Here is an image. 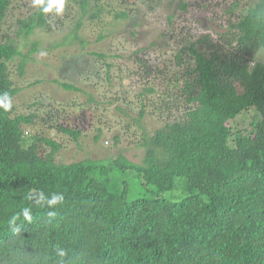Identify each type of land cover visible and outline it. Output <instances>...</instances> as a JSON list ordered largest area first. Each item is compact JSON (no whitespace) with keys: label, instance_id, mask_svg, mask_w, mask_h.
<instances>
[{"label":"trees","instance_id":"obj_1","mask_svg":"<svg viewBox=\"0 0 264 264\" xmlns=\"http://www.w3.org/2000/svg\"><path fill=\"white\" fill-rule=\"evenodd\" d=\"M12 2L0 0V25ZM23 2L31 8L16 18L17 37L59 28L74 14V37L85 20L102 38L132 13L131 0H65L61 13ZM237 6L226 9L235 18L217 38L185 39L152 65L138 59L140 76L150 79L131 115L142 131L139 161L122 151L105 160L58 158L60 142L31 125L37 114L12 104L20 88L8 64L20 50L12 38L0 41V96L11 101L0 107V264H264V78L240 81L261 44L253 21L264 17V0L235 13ZM243 112L251 114L248 128L232 129L228 121ZM56 127L80 134L64 122ZM172 190L175 197H165ZM53 196L62 199L49 204Z\"/></svg>","mask_w":264,"mask_h":264},{"label":"rangeland","instance_id":"obj_2","mask_svg":"<svg viewBox=\"0 0 264 264\" xmlns=\"http://www.w3.org/2000/svg\"><path fill=\"white\" fill-rule=\"evenodd\" d=\"M13 1L0 25V41L12 38L20 50L8 64L12 82L20 88L12 104L17 113L37 114L31 124L34 130L60 142L57 156L66 161L84 157L105 160L118 151L139 161L143 156L139 145L142 131L131 121V115L138 106L137 90L150 79L140 76L138 59H149L152 65L156 57L169 58L177 48L175 44H183L185 39L204 33L215 39L225 30L228 19L235 18L226 12L233 0H131L130 17L111 23L102 38L97 37L99 28L85 20L74 37V14L59 28L36 29L28 36L17 37L16 18L31 8V2ZM179 2H185L186 8L181 9ZM249 2L253 0H237L235 13ZM253 25L262 32L261 44L240 81L264 78V17L256 18ZM33 43L37 49L29 54ZM90 51L105 54V59ZM20 62L24 64L21 73ZM55 81L72 83L83 91L64 89ZM90 95L100 103L88 102ZM250 117V112H243L228 125L243 130L248 128ZM60 122L78 129V138L59 131L56 125ZM30 130L27 125L26 131ZM115 134L119 136L117 143ZM175 193L168 191L165 197L173 199ZM30 197L35 208L37 194L33 191Z\"/></svg>","mask_w":264,"mask_h":264},{"label":"clouds","instance_id":"obj_3","mask_svg":"<svg viewBox=\"0 0 264 264\" xmlns=\"http://www.w3.org/2000/svg\"><path fill=\"white\" fill-rule=\"evenodd\" d=\"M64 3L65 0H47V2H45V0H33V4L40 7L44 13L52 11L53 8L55 9L56 13H61L64 9ZM41 55H44V53H41ZM0 107H3L4 110L10 109L11 101L8 93H4L2 96H0ZM59 199H62V197L53 196L49 201V204H54ZM25 217L31 219V217L27 214V210H25ZM58 255L60 257L65 255L63 249L58 250ZM58 264H62V261H59Z\"/></svg>","mask_w":264,"mask_h":264}]
</instances>
